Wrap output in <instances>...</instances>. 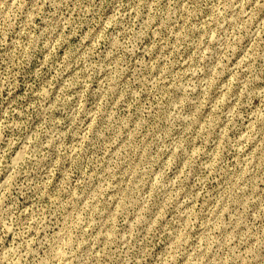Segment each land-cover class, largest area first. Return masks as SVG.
<instances>
[{"label": "clouds", "instance_id": "9594fccd", "mask_svg": "<svg viewBox=\"0 0 264 264\" xmlns=\"http://www.w3.org/2000/svg\"><path fill=\"white\" fill-rule=\"evenodd\" d=\"M0 264H264V0H0Z\"/></svg>", "mask_w": 264, "mask_h": 264}, {"label": "rangeland", "instance_id": "374dc122", "mask_svg": "<svg viewBox=\"0 0 264 264\" xmlns=\"http://www.w3.org/2000/svg\"><path fill=\"white\" fill-rule=\"evenodd\" d=\"M181 179H183V177H181ZM200 202L202 203L203 201L201 200Z\"/></svg>", "mask_w": 264, "mask_h": 264}]
</instances>
